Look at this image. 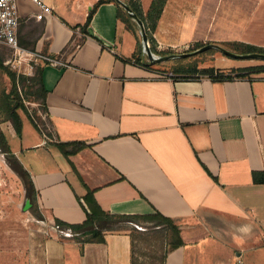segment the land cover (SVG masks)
I'll list each match as a JSON object with an SVG mask.
<instances>
[{
    "label": "crops",
    "instance_id": "crops-1",
    "mask_svg": "<svg viewBox=\"0 0 264 264\" xmlns=\"http://www.w3.org/2000/svg\"><path fill=\"white\" fill-rule=\"evenodd\" d=\"M42 1L54 10L39 20L36 2L18 0L19 41L63 63L41 64L47 94L36 102L47 131L25 114L21 133L8 119L0 126V152L12 150L31 174L49 231L28 263L132 264L130 230L83 243L56 224L83 222L79 196L91 190L109 213L169 219L183 243L165 240L164 264H264V182L253 179L254 171L264 178V72L214 79L195 67L168 77L140 49L117 0L101 3L86 30L100 0ZM139 1L147 12L153 0ZM229 1L237 3L193 0L173 11L168 0L162 17H208L216 41L264 48V0Z\"/></svg>",
    "mask_w": 264,
    "mask_h": 264
},
{
    "label": "rangeland",
    "instance_id": "rangeland-1",
    "mask_svg": "<svg viewBox=\"0 0 264 264\" xmlns=\"http://www.w3.org/2000/svg\"><path fill=\"white\" fill-rule=\"evenodd\" d=\"M137 1L140 3L139 0ZM229 2L231 4L237 3V1L228 0L226 2L225 0V3L228 4ZM166 4H168V0ZM166 4L164 5L163 10ZM192 5L193 0H174L171 9H173V11L177 9L182 10L183 8L192 9ZM209 5L210 3L208 6ZM150 8L151 5L147 12L144 10L145 15ZM162 13L157 18L156 29L149 30L145 22L144 24L149 36V47L154 56L156 58L170 56L164 61L153 60L154 63H158V65L164 67L166 73L174 74L175 71L186 73L192 71L193 68L196 67V69L203 74L202 71L205 69H211L209 66L212 64L219 66H236L264 63V59L262 58H234L214 46L196 52L198 49L210 44H220V46L233 52V48L244 50V47L231 41H216L215 35H211L210 31H208V24L210 23V18L208 17H183L177 12L178 16L170 14L163 18ZM219 20L221 21L222 18ZM224 20L230 23L228 19ZM195 21L196 23H199L197 27V35L194 30ZM148 23L151 26L153 25L151 20H148ZM135 29L139 41L141 40L140 48L141 50L144 49V51H146L144 42L142 41L143 38L140 26H136ZM199 30H202L201 34L199 33ZM0 53L2 54L4 64L8 66L11 71L16 72L18 78L21 75L27 76L26 74H18L17 70L13 69L6 63L12 58L9 48H5L1 45ZM180 54L186 55L181 56ZM146 56L150 58L148 53H146ZM246 69H248V67L232 68L226 71L215 70V74L221 72L224 75L232 74L233 76H236L238 73H244ZM249 77H252V74ZM11 88L12 81L10 77L0 69V101L4 96V90L10 91ZM18 91L23 98L26 108V112L23 110H20V112L29 116L35 121V123H37L39 129L41 128L46 132L48 125L43 106L36 101H33L34 97L28 96V87H24L21 83H18ZM5 118L6 114L0 112V126L2 122L6 121ZM25 121V126L30 127V129L33 130L30 120L26 118ZM34 207L35 204L28 197L22 178L13 169L7 155L0 152V264H29L28 255H30L34 250V247L38 245V242H43L45 237L49 236V231L47 232L46 230L47 223L45 222V217L37 215L34 211ZM36 209L38 212L41 211L40 209L38 210V208ZM139 229L143 231V234L140 236V234L137 233L138 237L135 242L137 264H163V255L167 250L165 242L170 241V239L168 238L165 241L162 232L152 229L151 226L146 224H144V226L139 225Z\"/></svg>",
    "mask_w": 264,
    "mask_h": 264
},
{
    "label": "trees",
    "instance_id": "trees-1",
    "mask_svg": "<svg viewBox=\"0 0 264 264\" xmlns=\"http://www.w3.org/2000/svg\"><path fill=\"white\" fill-rule=\"evenodd\" d=\"M105 0H100L94 8L89 13L87 18V22L85 24V30L88 24L90 23L93 14L95 13L97 7L103 3ZM167 0H153L151 3V8L148 13L145 15L140 3L137 0H128V4L131 8L138 14V16L142 19L143 22L146 23L148 29H156L157 26V18L161 15L163 11V7L166 4ZM119 16L122 20L128 24L130 28H134V26H139L138 23L127 13L126 9L119 5ZM148 20L152 21V26L148 23ZM141 41V40H140ZM141 44V42H140ZM244 47L245 52H263L264 48L253 46V45H241ZM141 49V48H140ZM0 69L8 74L12 81V88L10 91H5L3 93V97L0 101V112L6 114V120H11L17 130L18 133L22 132L23 129V119L22 113L20 110L26 112V108L24 105L23 98L21 97L20 92L18 91V83H21L24 87H28V96L34 97L33 101H40L41 104L45 105V98L47 91L42 81V70L43 65H39L36 67L35 74L33 76H25L21 75L19 78L17 77L16 72L11 71L8 66L4 64V60L2 54L0 53ZM264 72V64L260 66H252L248 67L244 73H238L236 76L224 75L219 72L217 74L216 71L211 69H205L202 71L203 74H206L214 79H229L240 76H250L251 74ZM42 105V106H43ZM45 107L43 106V109ZM45 110V109H44ZM35 122V121H34ZM36 124V123H35ZM83 144L79 143V146L82 147ZM3 152L6 153L8 160L12 164L13 169L20 175L22 178L26 192L30 200L35 204L34 211L37 215L42 217L37 211V191L32 181L31 174L24 167V165L20 162L18 157L10 150L9 148H3ZM253 179L255 182H264V178H262L261 171L253 172ZM79 200L83 208L87 213V218L81 223H69L63 221L61 219H56V224L61 229H71L74 234V238L86 243V242H104L105 234L108 231L114 230H130L132 232L135 240L138 237V234H143V231L139 229L138 225L146 224L151 226L152 229H155L164 234L165 240L168 238L170 244H182L183 240L177 231L176 227L169 221L167 217H165L159 211H155L152 214H125V215H116L105 211L96 201L93 191L88 190L87 194L84 197L79 196ZM147 231V230H144ZM139 236V237H140ZM136 247V245H135ZM168 254V250L165 251L163 255V264L165 262L166 256ZM132 264H137L136 256H133Z\"/></svg>",
    "mask_w": 264,
    "mask_h": 264
},
{
    "label": "built area",
    "instance_id": "built-area-1",
    "mask_svg": "<svg viewBox=\"0 0 264 264\" xmlns=\"http://www.w3.org/2000/svg\"><path fill=\"white\" fill-rule=\"evenodd\" d=\"M36 2L41 10L35 14L36 19L42 20L47 14L54 10L52 5L44 3L42 0H32ZM21 14L18 0H0V45L10 49L12 58L6 63L18 74L31 76L38 65L51 63L63 64L60 60L35 50L24 48L19 41V25ZM168 77L174 74L166 73Z\"/></svg>",
    "mask_w": 264,
    "mask_h": 264
},
{
    "label": "water",
    "instance_id": "water-1",
    "mask_svg": "<svg viewBox=\"0 0 264 264\" xmlns=\"http://www.w3.org/2000/svg\"><path fill=\"white\" fill-rule=\"evenodd\" d=\"M117 1L126 9V11L129 13V15L140 26L141 32H142V38H143L144 46H145L146 52L148 53V55L150 56V58L152 60H155V61H161V60L168 59L170 56H167V57H159V58H156L154 56L152 50L149 47V36H148L147 30H146V26H145L144 22L142 21V19L138 16V14L131 8V6L128 3H126L123 0H117ZM211 46L217 47L218 49H220L224 53H227L228 55L233 56V57H237V58H262V59H264V53L263 52H250V53L240 54V53H235L233 51H230V50H228V49H226V48H224V47H222V46H220L218 44L206 45V46L198 49L196 52L205 50V49H207V48H209ZM180 55L181 56H185L186 54H180ZM0 150H1V147H0Z\"/></svg>",
    "mask_w": 264,
    "mask_h": 264
}]
</instances>
